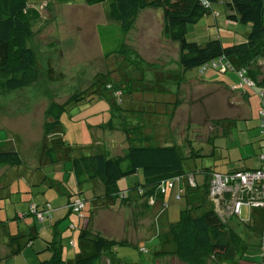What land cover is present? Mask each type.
I'll return each mask as SVG.
<instances>
[{
  "label": "crops",
  "instance_id": "0c3cea01",
  "mask_svg": "<svg viewBox=\"0 0 264 264\" xmlns=\"http://www.w3.org/2000/svg\"><path fill=\"white\" fill-rule=\"evenodd\" d=\"M25 2L26 15L30 20L32 31L28 44L36 52L40 69L44 65L50 67L55 65L54 63L57 60L54 61L53 55L55 51L60 49L57 42L58 48H54L52 43H46L43 47L44 50L41 49L40 53L37 52L40 42L37 40L36 35L38 33H44L45 35L47 33H56L54 29L52 31L49 30L47 23L49 18L52 20L60 19L58 22L60 24L61 19L67 17L71 20L72 17V21L84 25L86 23L80 19L88 17L90 20L88 25L90 26L92 22V27H94L93 44L97 43L98 48H101L96 27L98 24L106 22L107 7L105 5L88 6L84 3V0H25ZM225 3L226 0H220L218 3L213 4V9L218 12L217 17L207 14L199 20L197 25H194L193 30L196 31L198 36L195 41L203 43L206 41V37L211 38V32L208 29L210 27H203V30L198 29L199 25L203 26L204 22L209 23L210 21L213 23L212 26L216 28L217 34H214V37H219L225 45L239 41L247 35L249 31L246 27L247 24H243V27H240L241 23L226 18L228 9ZM72 9H76L79 12L78 15H71ZM157 10H160L162 15L160 8H147L138 13L136 20L139 17L140 19L144 17H152L151 20L157 19V13H155ZM222 11L225 14V19L221 24L227 28L225 35H222L218 30L219 17ZM77 27L79 28L80 26L77 25ZM79 30H82L81 32L84 31L83 28ZM161 38L169 46L177 49V62L172 69L168 65L173 60L172 57H164V61L161 60L160 67L162 66V69L146 70L137 66L136 75L138 76L134 77L137 81H142L143 86L136 84L129 87V78L127 75L125 76L123 80H125L124 83L126 84H124L125 87L120 93L126 92L127 96L125 100L120 97V106L112 107V118L107 125L109 129L116 131L118 137H116L117 144L115 145L118 153L113 155L122 153L129 141L133 143L143 141L160 146L174 145L181 157L190 163L189 169L186 171H195L194 180L196 185L193 187L195 189H189L191 193L184 191L186 195H184L185 198H182V204L180 203L181 199L172 198V192L165 198L167 206L165 204L162 205L159 199L154 206H149L146 203V197L138 196L134 188H132L136 182H143V177H141L139 172L121 179L123 183L120 186V182L118 183L117 192L113 194L107 192L104 184L99 179L78 182L70 169L71 159L79 155L96 154L99 151L79 152L77 155H73L70 152L69 155L63 156L62 153L65 152V149L58 148L53 142L49 145L45 143L47 141L45 138H48V140L53 138L52 132L57 126L45 133V122H40L37 124V130L36 128L34 129L36 134L39 132L37 137L39 141L35 152L36 156L31 159L32 162L27 163L18 151L23 160L22 165L17 167L3 166L0 168V209L6 210L5 207L13 206L14 216L8 219L14 218L18 220L16 221L14 233L11 231L9 223L6 225L7 232L6 235H3L0 247V261L4 262V264H36L38 261L37 256L41 252L39 255L41 258H46L49 255L48 251L44 250L47 241L52 239L59 240L63 236H71L72 238L71 247L66 252H64L63 248L65 264H75L77 253L87 254L93 251L90 243L78 241V227L87 226L101 235H105V232H103L104 234L101 233L102 228L98 225L99 217L95 220L97 215H99L98 211L102 208H105L103 210L107 212L103 217L109 218L112 221V225L114 224V228L116 225H120L121 229L123 226L125 228L127 220L132 217L133 210L138 211L137 214L141 223H144V218L149 220L146 216L149 210L155 211L153 221L150 222V226H147V230L150 228L152 233H145V235H141L135 240L144 241L153 235L159 238L160 234L167 230L169 222L178 217L181 206L186 203H190V207L201 205L199 206L201 209L212 208L220 214L228 225L240 235L243 241L240 252L234 257L235 262L237 264H242L241 262H244L243 264H254L259 251L257 246L260 238L259 233L262 232L261 210L247 202H242L239 207V213L232 215L231 206L236 199L242 197L241 191L223 192L215 198L217 202L212 201L207 195L206 178L209 177V172L212 170L231 172L261 166L264 161V127L260 124V101L253 89L238 87L239 82L235 73L207 72V70L202 74L198 73V71H196V74H192L187 73L189 70L182 71L178 63V43L166 40L163 36ZM82 40H84L83 36ZM82 40L72 43L73 46L75 45L76 53L79 49L81 51V49L85 50L86 48V44ZM168 45L167 47H169ZM83 55L81 53L80 55L77 54L72 68L74 72L81 69L80 66L85 60ZM111 56L118 57L121 55L113 54ZM103 57L109 58L104 55ZM139 61H141L142 66H145L144 64L146 63H142L143 59H139ZM258 63H261V66L264 67V55L259 58ZM164 65H168V67ZM116 73L114 72L112 75L113 81H116ZM202 76L204 77L201 78ZM188 84L193 86H188ZM234 85L237 89H232ZM194 86L210 89L209 94L205 96V98H209V103L206 101L208 111L204 112L203 116H198L193 108L190 109L183 104L184 99L185 102H189L186 101V99H189L186 94H192L186 91L187 87ZM88 89L90 90H86L83 93L87 95L99 93L97 87L95 88V84L90 85ZM113 118L116 119L115 122H113ZM31 130H33V127ZM92 131L94 135L96 127L92 128ZM195 131L199 132L196 133ZM182 132H184V137L179 142L180 139L175 134ZM187 132L189 134L193 132L194 135L186 136ZM25 138L27 137L24 135ZM25 141H28V139ZM114 143H116V140L111 137L110 144ZM94 147L91 150H95ZM9 150L13 149H1L0 151ZM51 151L54 153V156L51 155L54 160L50 158ZM26 166H31V169L25 176L23 169ZM44 167L49 169L43 171ZM34 170L37 171L34 172ZM186 179H189V176L184 178L183 183L185 186L187 184L185 183ZM178 188L179 185L176 189ZM124 190L128 192L129 198L122 200L119 195ZM37 194L42 196L36 197ZM245 196L243 195V197ZM78 198L84 201L83 210L87 207V201H89L90 219H88V224L86 214H84L83 218L77 219L69 208V203ZM44 204H48L52 208V217L50 219L46 218L40 221L32 211L31 216H29L30 213L28 214L27 211L32 208L40 210ZM164 206H166L165 210L162 209ZM3 224L4 221L0 218V227L4 226ZM71 224L74 225V228L70 227ZM124 228L123 232H127ZM146 234H149V236H146ZM109 239L130 242L125 238L121 240ZM60 241L63 243L62 239ZM12 245L16 246V249ZM34 245L40 247L39 250H34L33 253L28 251L26 254L22 252L19 255V247L29 246L32 248ZM62 245L63 247L65 246L64 243ZM159 250L160 248L157 252ZM37 252L40 253L37 254ZM162 255L164 256V254H157L156 257ZM9 259L12 261H9Z\"/></svg>",
  "mask_w": 264,
  "mask_h": 264
},
{
  "label": "trees",
  "instance_id": "16d2710c",
  "mask_svg": "<svg viewBox=\"0 0 264 264\" xmlns=\"http://www.w3.org/2000/svg\"><path fill=\"white\" fill-rule=\"evenodd\" d=\"M219 1L84 0V3L88 6L102 4L107 7L106 22L98 24L96 27L104 56L109 57L117 54L125 57L127 53L126 36L138 13L147 8H160L163 18L162 36L166 40L178 43V63L181 70L197 69L198 73L202 74L210 66L209 69H216L215 71L218 70V73H235L238 82H240L238 73L243 71L245 78L251 81L252 85L242 84L238 87L253 89L260 101L261 109L264 99V68L258 62L259 58L264 55V0H226L225 5L228 9L226 18L241 24H249V31L241 40L225 45L219 37L208 38L203 43L187 39L189 25L198 23L207 14L213 13V17L218 16V13L213 9V4ZM31 36L32 31L30 20L26 15L25 0H0V94H7L39 81L40 65L35 50L28 44ZM218 60L226 62L229 67H226L225 70L212 67L211 64ZM102 79L103 76L100 75L97 80L102 82ZM103 84L108 85L105 81ZM95 86L99 91L98 94H102L101 88H98L97 84ZM107 87H112V85ZM232 89L237 88L234 85ZM118 90L120 91V89ZM86 96L89 95L85 93L74 94L66 103L51 102L46 109L45 133L58 126L60 116L67 105L79 103ZM51 155L54 156L53 151H51L50 158L54 160ZM184 160L174 145L160 146L143 141L139 143L129 141L122 153L117 155L110 156L107 153L98 152L76 156L71 159L70 169L78 182L90 179L101 180L110 194L117 192L118 183L121 179L139 172L143 177V182H136L132 187L138 196H150L155 202L159 199L162 205L167 206L165 198L168 194L173 192L172 198L182 200L186 195L184 191L191 193L189 189H195L193 188L196 185L195 171H186ZM22 164L23 160L18 151H0V168L3 166L17 167ZM258 169H264V161L260 167L249 170L231 172L212 170L209 172V177L206 178L207 195H209L207 184L211 174L217 173L225 176ZM187 176L189 179L191 177L192 181L186 179L185 183L187 184L185 186L183 181ZM170 181H172L171 185H169ZM178 185L179 188L176 189ZM161 188H164L163 192H161ZM138 190L142 192L139 193ZM246 197H243L242 201ZM146 203L149 206L152 205L147 200ZM189 204L186 203L181 207L178 217L170 221L167 230L160 234L161 247L157 253L176 255L180 261L186 264H208L210 259L214 260L222 256L235 261L234 257L240 252L243 245L240 235L214 209H201L199 208L201 205L190 207ZM166 206L162 209L165 210ZM256 207L261 210L262 218L264 206L258 205ZM83 208L79 212H75L71 208L70 210L78 214V218H83ZM47 209L50 210V213L52 212V208L48 204H44L40 210L35 209V211L42 212ZM86 217L88 224L90 216ZM70 227L74 228V225L71 224ZM259 234L260 238L257 245L259 251L254 264L264 263V246L261 243L262 232ZM61 239L63 240V238H59V240L47 241L44 250L48 251L49 255L46 258H41L38 255L36 264H65ZM77 239L81 242L90 243L93 251L88 254L77 253L75 264H102L103 258H107L110 264H120L115 256L116 247L118 244L128 243L109 239L87 226L78 227ZM39 253L37 252V254ZM217 263L219 264V262ZM235 263L237 264V262Z\"/></svg>",
  "mask_w": 264,
  "mask_h": 264
},
{
  "label": "rangeland",
  "instance_id": "374dc122",
  "mask_svg": "<svg viewBox=\"0 0 264 264\" xmlns=\"http://www.w3.org/2000/svg\"><path fill=\"white\" fill-rule=\"evenodd\" d=\"M70 13L71 15L76 16L79 12L76 9H72ZM155 13H157V19L155 18L151 20L152 17H144L143 19H140L139 17L134 21L127 33L125 40L127 41V54L125 57L111 56L109 58L103 57L102 48H98L96 45L97 43L93 44L94 27H92V22L90 26L88 25L90 22L88 17H83L80 19L82 22L86 23L84 25L77 24V22L72 21V17L71 20L67 17L61 19L62 21L60 24L58 23L60 19L52 20L49 18L47 22L49 30L52 31V29H54L56 33L49 34L46 32L47 35L44 33H38L36 37L40 42V46L38 47L37 52L40 53V51H42L41 49H43L46 43H52L54 48H58L59 46L60 49L55 51V54L53 55L54 61L57 60V62L54 63L55 65L52 67L48 65L43 66L37 84L16 89L7 94H0V150H17L25 158L27 163L32 162L31 159L36 156L35 152L37 150V143L39 141L37 140L39 132L36 134L38 127L37 124L40 122H46L47 117L46 111L44 112V110L46 109L47 105H49L51 102L66 103L72 95L80 94L86 90H90L88 89L89 86L95 83L98 85V88H101L103 93H91L89 96L85 97L84 100H86V102H83L84 100H80V102L76 103L75 105H67L60 116V123L52 132L53 138H51V140L45 138L47 140L45 143H48L49 145L51 142H53L58 148L65 149V152L62 153L63 156L69 155L70 152H72L73 155H77L79 152L89 151H99L109 155L118 153L115 148L118 138L117 133L115 130L109 129L107 125L112 118V107L117 105L120 106L119 98L121 97L122 100H125L127 96L126 92H123L122 94L120 93V91L125 87L124 84H126L124 83L125 80L123 79L126 75L128 76L129 87L135 86L136 84H141L143 86L142 81H137V79H135V77L138 76L136 75V68H138L137 66L141 67V69L145 68L146 70L162 69L163 67H160L161 60L164 61L166 57H172L173 60H171L168 64L170 69H172L177 62V49L169 46L167 42H164L161 38L163 26V23L161 24L163 19L161 12L160 10H157ZM224 19L225 14L222 11L219 17L220 24L218 25V30L222 33V35L227 33L226 26L221 24L223 23ZM77 25L80 27L78 28ZM194 25H197V23L188 26V40H197L196 38L198 36L196 31L193 30ZM212 25L213 23H211V21L209 23L204 22L203 26H198V29L203 30V27H210L208 29H210L211 38H213L214 34H217V32L216 28H214ZM240 27H243V24H241ZM246 27L249 30V24H247ZM80 28H83L84 31L81 32L82 30L80 31ZM82 36L84 40H82ZM206 38L208 39V37ZM80 39L86 44V48L85 50L81 49V51L79 49L76 53L75 45L73 46L72 43H76ZM56 42L58 46L56 45ZM167 45L169 47H167ZM80 53L84 54L83 56L85 60L82 66H80L81 69H79L77 72H74L72 69L73 63L77 57V54L80 55ZM124 58L126 59L124 60ZM139 59H143L144 61H142V63L145 62L147 65L144 64L145 66H142ZM168 65L164 66L168 67ZM196 71L197 69H192L187 71V73L196 74ZM209 71L215 70L208 69L207 72ZM114 72H117L115 74L116 81H113L112 77ZM100 75L103 76L102 82H98L97 80ZM203 77L204 76L201 78ZM104 81L106 84L110 86L112 85V87H107L108 85L103 84ZM191 85L192 84H188V86ZM117 88L120 89V91ZM209 90L199 86L187 87L186 91L192 94H186V96H189L190 100L186 99V101L189 102H185L184 99L183 104L187 105L190 109L193 108L198 116H203V113L208 111L206 104L209 103V98H205V96L209 94ZM114 91H119L120 97H115ZM90 97L93 98L89 100ZM112 120L113 122L116 121L115 118ZM32 127L33 130H31ZM94 127H96V133L93 135L92 128ZM35 128L36 130L34 131ZM195 132L198 133L199 131ZM24 135L27 138L24 139ZM175 135L179 137V142H181L184 137V132L180 134L176 133ZM188 135H194V133L192 132L189 134L187 132L186 136ZM111 137L116 140V143L110 144ZM27 139L28 141H25ZM92 147H94L95 150L96 148L99 149L96 151L91 150ZM189 164V162L184 160V168L186 170L189 169ZM30 167L31 166H26L23 169L25 176L26 173L31 169ZM48 169L49 168L44 167L42 170L46 171ZM35 171L37 170H34V172ZM122 183L123 182L121 180L119 186ZM39 196L42 195H36V197ZM208 197L212 201H215V199L209 195ZM180 203L182 204L183 201L180 200ZM154 205L155 204H152V206ZM181 207H183V205ZM5 208L6 210L2 208L0 209V218L2 221H4V226L0 227V247L3 235H6L7 232V223H9L10 229L14 233L16 221H18L14 218L8 219L11 218V216H14L13 206ZM103 209L105 208H102L100 211H98L99 215H97L95 218L96 220L99 217L98 225H100L99 227H101L103 230H101V233L104 234L103 232H105L104 236L107 238L119 240L125 238L130 241L129 243L118 244L116 247L115 256L120 261V264H186L180 261L177 256L173 254L156 257L158 253L155 252H157V250L160 248V242L159 238H157L155 235L148 237V239L144 241L135 240L141 237V235H145V233H152L150 228L147 230V226H150V222L153 221L155 217V211L149 210L148 214L146 215L149 220L144 218V223H141V221L139 222L140 218L137 214L138 211L133 210V218L130 216L131 218H129L130 220H127L125 228L123 226L127 232H123L124 230L123 228L121 229L120 225H116L114 228L112 221H110L109 218L107 219L103 217L104 214L107 213ZM27 212L28 214L30 213L29 216H31V209ZM89 212L90 204L89 201H87V207L82 211V214H86V216H88ZM73 214L77 219H79L78 214ZM231 214L234 215V213ZM69 231L71 232V230ZM146 236H149V234H146ZM71 242V236H63V243L65 244L63 247L64 252H66V250L71 247ZM12 247L16 249V246L12 245ZM141 247H143L145 250ZM39 248L40 247L36 245H34L32 248L29 246L19 247L18 251L20 252V255L22 252L26 254L28 251L33 253L34 250H39ZM88 252L90 251L88 250ZM215 259L217 262H219V264H236L235 261L229 257L222 256ZM9 261L12 260L9 259ZM241 263L243 264L244 262ZM0 264H4V262L0 261ZM102 264L110 263L107 258H103ZM208 264L217 263L215 260L210 259Z\"/></svg>",
  "mask_w": 264,
  "mask_h": 264
},
{
  "label": "built area",
  "instance_id": "2783aa9c",
  "mask_svg": "<svg viewBox=\"0 0 264 264\" xmlns=\"http://www.w3.org/2000/svg\"><path fill=\"white\" fill-rule=\"evenodd\" d=\"M212 67H218L221 70H225L226 67H229V65L221 60H218L216 62H213ZM240 82L239 86L242 84H247L249 86L252 85L251 81H248L245 76L243 71H239L238 73ZM119 91H114V96L119 97ZM260 114V121H261V126L264 127V99H263V107L259 110ZM263 158V156H262ZM175 180L174 178H172ZM192 178L189 179V181ZM172 180V181H173ZM172 181L169 182V185H171ZM208 194L212 198H217L221 193L226 192V191H241L242 197L236 199L232 206H231V213L238 214L240 211V205L242 202H247L250 205L253 206H264V169H258V170H253L249 172H236L232 173L229 175H219L217 173L211 174V177L208 181ZM164 191V188H161V192ZM139 193H141V190H138ZM243 195H246L247 197L242 201ZM128 194L126 191H123L120 195L119 198L122 200L127 199ZM146 200L150 204H155V200L151 198L150 196L146 197ZM84 206V203L82 200L77 199L72 201L69 204V208H71L75 212H79ZM32 212L36 213L37 218L39 220H42L44 218H50L51 213L50 210H45L42 212H36L34 208L31 209ZM261 243L264 246V214L262 216V237H261ZM264 264V263H262Z\"/></svg>",
  "mask_w": 264,
  "mask_h": 264
},
{
  "label": "bare ground",
  "instance_id": "6f19581e",
  "mask_svg": "<svg viewBox=\"0 0 264 264\" xmlns=\"http://www.w3.org/2000/svg\"><path fill=\"white\" fill-rule=\"evenodd\" d=\"M218 13V12H217ZM213 14V13H212ZM214 61V60H213ZM210 68V66H208V69ZM216 70V69H215ZM218 71V70H217ZM200 73V72H199ZM199 75V74H198ZM259 155V154H258ZM249 170V169H248Z\"/></svg>",
  "mask_w": 264,
  "mask_h": 264
}]
</instances>
